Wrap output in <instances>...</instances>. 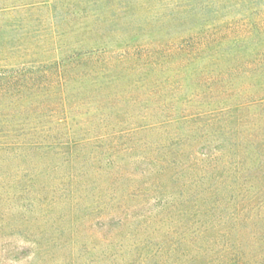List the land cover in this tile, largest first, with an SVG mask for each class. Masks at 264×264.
Listing matches in <instances>:
<instances>
[{"label":"trees","instance_id":"16d2710c","mask_svg":"<svg viewBox=\"0 0 264 264\" xmlns=\"http://www.w3.org/2000/svg\"><path fill=\"white\" fill-rule=\"evenodd\" d=\"M207 48L167 50V78L137 62L127 81L126 55L0 71V211L42 215L11 223L27 225L32 264H264V127L250 129L264 95L202 71L197 104L180 103V73ZM87 77L108 84L68 96Z\"/></svg>","mask_w":264,"mask_h":264},{"label":"rangeland","instance_id":"374dc122","mask_svg":"<svg viewBox=\"0 0 264 264\" xmlns=\"http://www.w3.org/2000/svg\"><path fill=\"white\" fill-rule=\"evenodd\" d=\"M201 44L209 46L207 51L180 73L184 85L180 103L191 108L197 104L186 101L195 90H206L204 84H196L195 78L202 71L214 76L231 73L235 92L249 86L251 94L264 95L260 90L261 84L264 88V0H0V71L4 75L34 72L87 57L108 64L126 55L127 81L135 79L132 67L137 62H155L162 70L157 76L167 78L175 73L173 67L162 65L164 53L181 48L199 52ZM147 53L151 55L146 57ZM180 53L174 60L181 64L184 57ZM250 66L261 69L246 72ZM97 82L107 86L108 78H75L66 92L82 98L84 92L98 87ZM234 98V102L238 100ZM253 112L260 119L250 129L263 128L264 111L255 108ZM153 209L140 207L136 213L143 215ZM10 215L0 211V264H32L26 251L32 250L34 240L29 238L27 225L15 227L11 223L24 217L32 226L43 228L42 215L37 211ZM154 228H148V233L156 242L163 230L156 232ZM113 229L107 227L105 234ZM242 247L246 249V245Z\"/></svg>","mask_w":264,"mask_h":264}]
</instances>
